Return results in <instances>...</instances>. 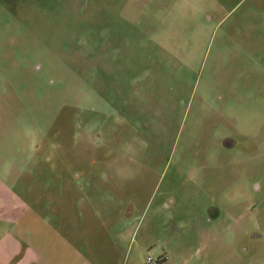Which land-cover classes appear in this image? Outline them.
Instances as JSON below:
<instances>
[{
  "label": "rangeland",
  "instance_id": "1",
  "mask_svg": "<svg viewBox=\"0 0 264 264\" xmlns=\"http://www.w3.org/2000/svg\"><path fill=\"white\" fill-rule=\"evenodd\" d=\"M0 98L109 263L264 264V0H0Z\"/></svg>",
  "mask_w": 264,
  "mask_h": 264
},
{
  "label": "crops",
  "instance_id": "2",
  "mask_svg": "<svg viewBox=\"0 0 264 264\" xmlns=\"http://www.w3.org/2000/svg\"><path fill=\"white\" fill-rule=\"evenodd\" d=\"M12 110L14 103L0 98V264H111L108 247L79 244V238L87 240L93 231L77 229L76 214L45 213V200L31 180L35 170L29 163L37 157L27 154L17 166L13 161L22 131L15 130L14 122L21 119L18 115L15 120ZM99 250L96 260L93 254Z\"/></svg>",
  "mask_w": 264,
  "mask_h": 264
},
{
  "label": "built area",
  "instance_id": "3",
  "mask_svg": "<svg viewBox=\"0 0 264 264\" xmlns=\"http://www.w3.org/2000/svg\"><path fill=\"white\" fill-rule=\"evenodd\" d=\"M147 260H148V261H152V258L148 256V257H147Z\"/></svg>",
  "mask_w": 264,
  "mask_h": 264
}]
</instances>
